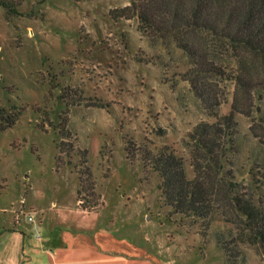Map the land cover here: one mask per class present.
I'll return each mask as SVG.
<instances>
[{
  "label": "rangeland",
  "instance_id": "374dc122",
  "mask_svg": "<svg viewBox=\"0 0 264 264\" xmlns=\"http://www.w3.org/2000/svg\"><path fill=\"white\" fill-rule=\"evenodd\" d=\"M129 3L23 0L22 14L0 5V218L27 229L44 222L46 236L49 227L63 226L57 210L76 217L82 208L78 190L88 172L95 194L83 196L97 205L85 209L83 219L113 226L144 248L134 264H264L259 245L245 236L236 240L235 224H215L203 237L199 220L171 214L159 173L127 158L129 138L155 150L172 146L193 178L189 133L203 120L214 121V113L231 111L236 91V82L209 73L223 102L206 105L182 79L191 64L183 49L152 44L137 17L113 14ZM217 44L218 61L229 73L234 50ZM251 112L236 114L231 160L245 186L250 173L264 184V97L254 99ZM257 195L264 206V186Z\"/></svg>",
  "mask_w": 264,
  "mask_h": 264
},
{
  "label": "trees",
  "instance_id": "16d2710c",
  "mask_svg": "<svg viewBox=\"0 0 264 264\" xmlns=\"http://www.w3.org/2000/svg\"><path fill=\"white\" fill-rule=\"evenodd\" d=\"M22 2L0 0V5L10 14H22ZM112 12L119 18L137 17L141 31L152 44L161 40L166 47L175 44L183 49L191 57V64L182 79L191 83L206 105L223 102L215 95L209 73L236 82L231 111L214 113V121L203 120L189 133L193 178L188 176L185 158L172 146L155 150L129 138L125 152L132 162L140 160L147 171L159 173L158 186L164 202L172 208L171 214L199 220L203 237L213 225L231 223L240 230L238 242H245V236L264 251V206L257 195L263 181L250 173V184L245 186L236 180L231 161L236 153V114L251 117L254 99L261 101L264 97V0H130ZM216 42L234 50L229 73V68L218 61ZM251 129H255L254 123ZM81 181L79 204L91 209L97 202L88 204L83 195L86 191L95 194L93 177L86 172ZM222 237L218 234L216 240L227 252Z\"/></svg>",
  "mask_w": 264,
  "mask_h": 264
},
{
  "label": "crops",
  "instance_id": "0c3cea01",
  "mask_svg": "<svg viewBox=\"0 0 264 264\" xmlns=\"http://www.w3.org/2000/svg\"><path fill=\"white\" fill-rule=\"evenodd\" d=\"M74 213L76 217L66 209L57 210L63 226L49 227L46 236L44 222L27 229L21 222L13 226L6 217L0 218V264H134L133 257L145 254L126 235L115 234L113 226L85 221V209L76 208Z\"/></svg>",
  "mask_w": 264,
  "mask_h": 264
},
{
  "label": "built area",
  "instance_id": "2783aa9c",
  "mask_svg": "<svg viewBox=\"0 0 264 264\" xmlns=\"http://www.w3.org/2000/svg\"><path fill=\"white\" fill-rule=\"evenodd\" d=\"M33 218H34L33 216H30V219H31V220H33Z\"/></svg>",
  "mask_w": 264,
  "mask_h": 264
}]
</instances>
